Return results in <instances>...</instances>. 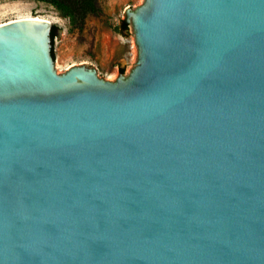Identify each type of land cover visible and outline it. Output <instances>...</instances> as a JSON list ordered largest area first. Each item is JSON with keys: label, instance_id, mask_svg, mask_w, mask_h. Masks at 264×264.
Returning a JSON list of instances; mask_svg holds the SVG:
<instances>
[{"label": "water", "instance_id": "95a60500", "mask_svg": "<svg viewBox=\"0 0 264 264\" xmlns=\"http://www.w3.org/2000/svg\"><path fill=\"white\" fill-rule=\"evenodd\" d=\"M136 61L57 74L0 24V264H264V0H143Z\"/></svg>", "mask_w": 264, "mask_h": 264}, {"label": "rangeland", "instance_id": "374dc122", "mask_svg": "<svg viewBox=\"0 0 264 264\" xmlns=\"http://www.w3.org/2000/svg\"><path fill=\"white\" fill-rule=\"evenodd\" d=\"M96 13L69 21L46 2L38 0H0V24L27 17L45 19L57 28L52 52L57 74L71 66H90L104 81L111 82L120 70L136 61V45L130 24L120 30L124 10L143 0H94Z\"/></svg>", "mask_w": 264, "mask_h": 264}, {"label": "trees", "instance_id": "16d2710c", "mask_svg": "<svg viewBox=\"0 0 264 264\" xmlns=\"http://www.w3.org/2000/svg\"><path fill=\"white\" fill-rule=\"evenodd\" d=\"M46 2L53 6L56 10L62 13L69 21H74L75 19L82 18L86 11L91 13H96L97 8L95 6L94 0H38ZM120 30H125L127 25L123 22L120 23ZM57 36V28L55 26L51 27L50 38L51 45L53 40ZM51 55L53 57V52L51 49Z\"/></svg>", "mask_w": 264, "mask_h": 264}, {"label": "bare ground", "instance_id": "6f19581e", "mask_svg": "<svg viewBox=\"0 0 264 264\" xmlns=\"http://www.w3.org/2000/svg\"><path fill=\"white\" fill-rule=\"evenodd\" d=\"M21 19V18H20ZM22 19H33V20H44V21H47L45 19H40V18H35V17H27V18H22ZM10 22V21H9ZM4 24V23H3Z\"/></svg>", "mask_w": 264, "mask_h": 264}]
</instances>
